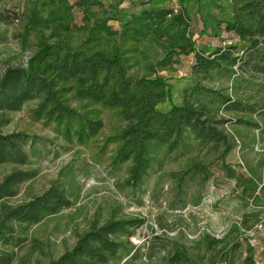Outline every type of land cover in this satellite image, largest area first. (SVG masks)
<instances>
[{"label": "trees", "instance_id": "obj_1", "mask_svg": "<svg viewBox=\"0 0 264 264\" xmlns=\"http://www.w3.org/2000/svg\"><path fill=\"white\" fill-rule=\"evenodd\" d=\"M29 1L33 7L31 18H27L20 38L26 42L34 33L35 48L25 63L7 67L0 75V164L21 166L28 162L24 147L29 136L24 132L1 131L8 123L6 114L19 111L25 103H36L32 109L35 120L54 123L66 139L79 144L97 136L102 128L101 112L109 109L116 113L120 127L106 143L116 145L112 165L129 163L126 183H142L160 147L168 154L194 152L184 168L167 172L166 177L178 191L187 184L195 187L192 202L199 204L212 175V164L215 160L223 163L235 146L232 137L224 132L230 119L219 113L233 108L241 110L248 104L232 99L224 88L213 90L200 82L184 92L181 104H175L169 83L157 74L156 65H164L173 57L193 55L191 70L204 80H211L213 72L234 75V67L248 62L244 52L263 48L264 0H226L231 19L216 22L215 26L222 32L232 31L236 41L209 51L197 49L190 32L189 14L182 6L179 10L151 6L138 16L126 18L119 32L94 18L91 26L81 28L87 34L85 43L71 46L73 28L62 12L68 0H42L45 18L37 16L35 0ZM98 3L99 0H76L75 6L89 13ZM5 20L0 13V23ZM204 27L207 31L213 26ZM91 40L107 45L86 46ZM227 40L228 37L223 38L222 42ZM149 41L164 52L157 64L141 61L147 60L145 44ZM141 67L145 71L139 74ZM164 102H169V107L159 108ZM247 123L258 128L257 123ZM33 175L32 171L14 168L0 181V264H120L123 256L133 250L136 253L139 246L135 247L129 238L144 220L110 216L102 223L92 220L87 230L76 235L70 249L43 262L39 257L46 255V245L29 236L28 230L73 202L72 194L59 181L23 203L10 205L2 200L14 196L17 185ZM229 175L234 177L233 171ZM249 197L256 202L259 196L252 190ZM253 218L257 223L249 224L248 220ZM260 222L258 212L245 214L222 238L202 234L197 251L192 250V245L173 243L157 264H235L244 233ZM154 252L150 246L144 255L147 260L142 259L139 264H151ZM134 254L123 264H133ZM247 260L251 263L250 256Z\"/></svg>", "mask_w": 264, "mask_h": 264}, {"label": "rangeland", "instance_id": "obj_2", "mask_svg": "<svg viewBox=\"0 0 264 264\" xmlns=\"http://www.w3.org/2000/svg\"><path fill=\"white\" fill-rule=\"evenodd\" d=\"M41 1L35 0L37 16L45 18L47 14L41 8ZM150 1L149 4L143 3L146 0H99L89 13H84L75 6L76 0H68L62 12L73 28L69 38L71 46L85 43L87 34H83L81 28L88 24L91 26L94 18L103 20L112 31L119 32L126 18L138 16L151 6L173 10L185 7L189 14L191 36L199 50L209 51L222 45V39L227 37L226 44L236 41L232 31L222 32L215 26L216 22L231 19L226 0ZM30 2L0 0V13L3 19L6 18L4 23H0V75L7 67L25 63L35 48L34 33L28 36L26 42L20 38L27 18H31L33 7ZM204 25L213 27L205 31ZM44 31L48 34V29ZM104 44L107 45L104 41L99 44V41L91 40L86 46ZM145 45L147 60L141 58V61L157 64L164 58L158 44L149 41ZM243 56L248 62L242 63L240 68L234 67V75L213 72L211 80H204L192 72L193 55L173 57L164 65H156L157 74L169 83L171 101L175 104H181L184 92L197 82L213 90L224 88L232 99L248 104L241 110L220 111V115L230 119L224 125V132L232 137L235 146L223 163L215 160L212 164V175L197 205L192 202L195 187L187 184L178 191L171 179L166 177L167 172L184 168L190 157L196 154L194 152L168 154L164 147H160L155 151V160L142 183L138 186L126 183L129 163L112 165L116 145L106 143V139L120 127L119 118L113 110H102V128L96 137L82 144L66 139L54 123L35 120L32 109L36 103L33 101L25 103L19 111L6 114L8 123L1 127L3 133L24 132L29 136L24 147L28 162L21 166L0 164V181L14 168L32 171L34 175L17 185L14 196L2 200L10 205L23 203L41 194L54 181L61 182L72 194L73 204L70 207L44 218L28 230L29 236L46 245V255L39 257L43 262L70 249L76 235L87 230L94 219L99 223L110 216L143 219L129 238L135 247L139 246L136 253L133 250L123 256L120 264L130 260L134 253L133 264L147 260L144 255L150 246L156 251L151 264H157L173 243L192 245V250L197 251L202 234L222 238L232 225L245 218V214L258 212L261 222L244 233L235 264H264V45L257 52H244ZM138 71L141 74L145 70L141 67ZM158 106L166 109L169 102ZM241 119L243 121L238 122ZM247 122L257 123L258 128ZM230 170L234 177L229 175ZM252 190L259 196L256 202L249 197ZM248 223L254 224L255 219H249ZM232 238L233 234H230L228 239ZM249 256L251 263L247 260Z\"/></svg>", "mask_w": 264, "mask_h": 264}, {"label": "built area", "instance_id": "obj_3", "mask_svg": "<svg viewBox=\"0 0 264 264\" xmlns=\"http://www.w3.org/2000/svg\"><path fill=\"white\" fill-rule=\"evenodd\" d=\"M226 44V42H222V45Z\"/></svg>", "mask_w": 264, "mask_h": 264}]
</instances>
